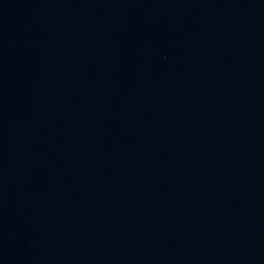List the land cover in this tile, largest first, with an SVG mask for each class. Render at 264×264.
<instances>
[{
	"label": "water",
	"instance_id": "water-1",
	"mask_svg": "<svg viewBox=\"0 0 264 264\" xmlns=\"http://www.w3.org/2000/svg\"><path fill=\"white\" fill-rule=\"evenodd\" d=\"M0 264H264V0H0Z\"/></svg>",
	"mask_w": 264,
	"mask_h": 264
}]
</instances>
